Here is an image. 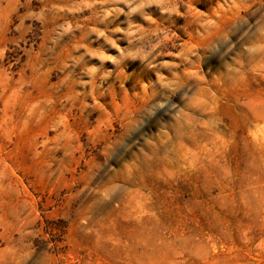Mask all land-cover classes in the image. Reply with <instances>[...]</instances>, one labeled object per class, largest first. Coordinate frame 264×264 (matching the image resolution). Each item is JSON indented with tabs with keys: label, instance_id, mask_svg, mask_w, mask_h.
I'll return each instance as SVG.
<instances>
[{
	"label": "rangeland",
	"instance_id": "obj_1",
	"mask_svg": "<svg viewBox=\"0 0 264 264\" xmlns=\"http://www.w3.org/2000/svg\"><path fill=\"white\" fill-rule=\"evenodd\" d=\"M0 264H264V0H0Z\"/></svg>",
	"mask_w": 264,
	"mask_h": 264
}]
</instances>
